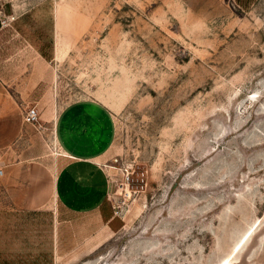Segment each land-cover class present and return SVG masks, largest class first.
Wrapping results in <instances>:
<instances>
[{
	"label": "rangeland",
	"instance_id": "374dc122",
	"mask_svg": "<svg viewBox=\"0 0 264 264\" xmlns=\"http://www.w3.org/2000/svg\"><path fill=\"white\" fill-rule=\"evenodd\" d=\"M39 1V108L113 112L114 221L9 212L0 264H264V0Z\"/></svg>",
	"mask_w": 264,
	"mask_h": 264
},
{
	"label": "crops",
	"instance_id": "0c3cea01",
	"mask_svg": "<svg viewBox=\"0 0 264 264\" xmlns=\"http://www.w3.org/2000/svg\"><path fill=\"white\" fill-rule=\"evenodd\" d=\"M55 16L45 1L0 0V234L9 212L42 214L58 235L66 225L80 230L81 218L105 229L114 221L107 167L113 112L98 101L76 102L53 119L39 108L53 74L44 48ZM35 106L40 119L27 124L25 110Z\"/></svg>",
	"mask_w": 264,
	"mask_h": 264
},
{
	"label": "built area",
	"instance_id": "2783aa9c",
	"mask_svg": "<svg viewBox=\"0 0 264 264\" xmlns=\"http://www.w3.org/2000/svg\"><path fill=\"white\" fill-rule=\"evenodd\" d=\"M24 115H25V122L27 124H30V125L37 124L39 119H40V112L37 109V107L27 108L25 110ZM5 176H6V169L2 164H0V179L5 178ZM126 178H127V180L130 179L129 172H128V174H126Z\"/></svg>",
	"mask_w": 264,
	"mask_h": 264
}]
</instances>
